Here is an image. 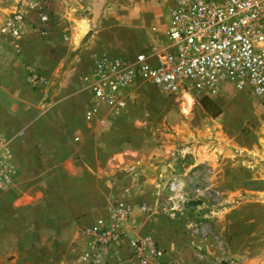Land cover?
I'll use <instances>...</instances> for the list:
<instances>
[{"label": "crops", "instance_id": "1", "mask_svg": "<svg viewBox=\"0 0 264 264\" xmlns=\"http://www.w3.org/2000/svg\"><path fill=\"white\" fill-rule=\"evenodd\" d=\"M44 1L52 14L45 31L26 26L15 44L0 37V133L14 165L9 182L0 185V264H84L80 257L87 242L81 229L108 218L115 198L131 206L135 226L127 236L157 242L167 253L164 264H203L195 257L200 242L192 234L199 227H190L186 208L173 216L165 210V182L190 164L215 165L208 187L218 188L224 198L240 191L251 196L243 215L231 207L206 214L212 233L228 230L241 238L238 249L246 253L264 243V162L258 160L264 150L256 148L258 157L239 170L236 154L222 149L213 159L211 152L191 146L177 154L174 166L169 155L179 140L135 126L131 108L120 113L101 108L84 118L93 100L82 76L92 57L110 55L101 51L105 26L151 20L146 12L157 16L163 8L135 2L106 22L97 14L100 0ZM164 31L139 35L143 48L163 47ZM28 67L44 78L35 89L26 82ZM210 242L201 240L215 258ZM101 264L139 263L121 241L109 247Z\"/></svg>", "mask_w": 264, "mask_h": 264}, {"label": "built area", "instance_id": "2", "mask_svg": "<svg viewBox=\"0 0 264 264\" xmlns=\"http://www.w3.org/2000/svg\"><path fill=\"white\" fill-rule=\"evenodd\" d=\"M165 2L167 42L163 47L143 49L130 57H92L82 76L84 87L93 100L84 111L86 120L101 108L113 113L124 111L132 95L123 89L136 79L149 82L166 94H207L229 84L238 90L248 87L254 96L264 99V0ZM50 20L51 12L44 0H16L13 8L0 18V37L15 44L26 26L43 32ZM151 30L156 29L151 27ZM43 80L34 68L26 69L30 88L34 89ZM169 157L174 159V152ZM202 170L207 176L212 171L207 164H190L165 182V208L170 215L182 212L185 207L184 180L189 193L196 196L218 194V190L208 187L207 177L204 184L194 183ZM13 171L7 139L0 133L1 186L9 182ZM138 209L143 211L145 206L140 204ZM134 226L131 206L126 199H113L108 218H99L81 229L87 242L81 261L84 264L104 263L109 247L124 241L129 255L139 264H164L167 253L154 240L127 236Z\"/></svg>", "mask_w": 264, "mask_h": 264}, {"label": "rangeland", "instance_id": "3", "mask_svg": "<svg viewBox=\"0 0 264 264\" xmlns=\"http://www.w3.org/2000/svg\"><path fill=\"white\" fill-rule=\"evenodd\" d=\"M80 1L79 3H82ZM15 2L16 0H0V6H4L0 18L13 8ZM135 2L138 4L142 2V4L140 3L141 8L147 7L143 3H152L153 6L163 8V11L159 10L157 16L154 11L146 12L154 17L151 20H140L133 25L121 20L106 25L103 34V39H106V42L102 44L101 51L110 55L131 56L126 53L134 52L133 54H135L144 49L139 35L148 38L149 33L152 32L151 27L154 26L157 32L165 28L167 23L165 0H100L98 17L107 20L106 22H112L117 19L118 11L133 8ZM48 10L50 9L48 8ZM98 17L96 16V19L93 20L94 24L97 23ZM94 27L95 25L92 26V28ZM34 70L42 76L41 71L36 68ZM123 91L132 95L128 107L135 114L136 118L133 120L135 126L145 128L156 135L162 132L173 134L179 140L172 150L175 158L169 157L171 161H174V166L179 161L177 154H181L183 149L191 146L211 152L213 159L215 154L220 153L222 149L236 154L239 170L250 166L248 161L251 156L258 157L256 154L258 149L264 150V99L254 96L248 87L238 90L226 84L213 93L166 94L151 83L136 79ZM203 96L211 99L220 108V113L216 117H210L199 105L198 99ZM187 102L188 108L185 105ZM256 148L257 150H255ZM186 155L189 154L183 153V157ZM258 160L263 163L264 157L258 158ZM211 164L212 171L209 176H212L216 169L215 165ZM175 171L173 173H176ZM207 175L202 170L194 183L204 184L206 177L207 179L209 177ZM205 182L207 183V181ZM183 184V190L187 196L185 208L190 227H199L197 233L195 230L192 232L198 236L197 243L200 242L195 246V257L198 262H203V264H264V243L256 246L252 253L239 250L238 248L243 247L241 238L226 229L221 234L212 233V219L206 216V214L215 216L214 212L223 207H231L243 215L247 205L252 204L247 202L251 197L249 194L240 191L232 198H224L222 192L213 187L218 190L216 196L211 197L206 193L204 196H201L202 194L196 196L194 193H189L186 180L183 181ZM232 236L236 237V239L234 238L235 242L232 240ZM204 239L211 241L210 245L212 244L216 250L215 258L202 245L201 240Z\"/></svg>", "mask_w": 264, "mask_h": 264}, {"label": "trees", "instance_id": "4", "mask_svg": "<svg viewBox=\"0 0 264 264\" xmlns=\"http://www.w3.org/2000/svg\"><path fill=\"white\" fill-rule=\"evenodd\" d=\"M198 103L210 117H216L220 113L218 105L208 97H200Z\"/></svg>", "mask_w": 264, "mask_h": 264}]
</instances>
